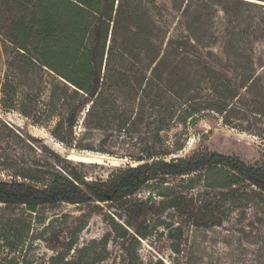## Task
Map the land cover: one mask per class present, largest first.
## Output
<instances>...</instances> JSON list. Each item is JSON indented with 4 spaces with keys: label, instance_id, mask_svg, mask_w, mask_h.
<instances>
[{
    "label": "trees",
    "instance_id": "obj_1",
    "mask_svg": "<svg viewBox=\"0 0 264 264\" xmlns=\"http://www.w3.org/2000/svg\"><path fill=\"white\" fill-rule=\"evenodd\" d=\"M0 34L13 49L1 106L18 107L20 85L48 89L45 108L23 113L42 124L59 112L52 134L66 146L82 149L81 134L95 132L104 144L122 137L137 147L106 178L89 179L82 163L55 155L24 174L28 182L0 180V203L32 212L110 207L101 238L75 237L46 264H144L146 223L160 206L155 192L137 193L167 177L188 178L190 191L199 184L169 207L187 199L207 226L236 208L264 214V164L217 151L175 156L207 116L264 133V0H0Z\"/></svg>",
    "mask_w": 264,
    "mask_h": 264
},
{
    "label": "rangeland",
    "instance_id": "obj_2",
    "mask_svg": "<svg viewBox=\"0 0 264 264\" xmlns=\"http://www.w3.org/2000/svg\"><path fill=\"white\" fill-rule=\"evenodd\" d=\"M12 52L10 42L0 34V89ZM16 91L18 107L7 109L0 104V180L28 182L23 175L39 168V161L52 162L55 155L74 164L82 163L79 168L89 179L106 178L114 167L131 162L130 155H136L137 147L129 140L114 137L104 144L103 135L95 132L81 134L82 149L66 146L52 134L61 117L59 112L42 124L23 113L28 110L33 115L34 109L45 108L43 102L47 103L49 90L40 92L37 87L20 85ZM177 132H171L173 140ZM185 139V147L175 156L217 151L238 156L249 164H264V133L226 126L214 116L199 120ZM186 179L167 177L137 193L138 198L145 199L150 191L155 192L154 199L160 206L159 214L146 223L152 232L140 245L144 264H264V214L257 213L254 206L236 208L223 224L207 226L187 199L180 198L179 209L169 207L174 197L202 191L199 184L190 191ZM99 206L62 203L43 205L32 212L23 205L0 203V264H46L54 252L75 237L80 244L101 238L109 230L105 213L110 207Z\"/></svg>",
    "mask_w": 264,
    "mask_h": 264
}]
</instances>
